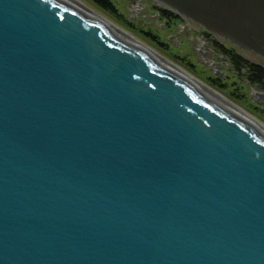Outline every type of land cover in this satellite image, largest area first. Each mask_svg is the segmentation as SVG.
I'll list each match as a JSON object with an SVG mask.
<instances>
[{
    "label": "water",
    "instance_id": "water-1",
    "mask_svg": "<svg viewBox=\"0 0 264 264\" xmlns=\"http://www.w3.org/2000/svg\"><path fill=\"white\" fill-rule=\"evenodd\" d=\"M264 68V0H155ZM0 264H264V132L68 0H0Z\"/></svg>",
    "mask_w": 264,
    "mask_h": 264
},
{
    "label": "rangeland",
    "instance_id": "rangeland-1",
    "mask_svg": "<svg viewBox=\"0 0 264 264\" xmlns=\"http://www.w3.org/2000/svg\"><path fill=\"white\" fill-rule=\"evenodd\" d=\"M83 1L95 7L96 10L102 12L119 26L156 49L166 59L177 63L211 88L215 89L207 83L208 78L221 77L226 84V88L224 92H219L223 95L226 94L225 96L228 99H230L227 96L228 94L235 93L238 98L240 97V100L238 102L230 100L264 122V99L260 96L257 97L254 93L264 92V90L260 88L259 84L247 86L243 83V79L230 77L231 75L227 77L229 73L225 72V68H228L224 58L226 55L222 53L223 47L220 48V45L226 46V44L221 42L214 34L210 33V37H206L205 30L197 24L182 18L180 21L172 19V25L166 27V20L158 17L156 7L168 8L155 0H111L118 15L100 9L90 0ZM186 21L189 22V25ZM128 22L134 23L135 28L129 29ZM145 31H149L151 34H145L146 36H144ZM200 35H203L206 39L205 46H201L199 40H197ZM155 39H159L161 43L155 41ZM206 60L215 63L217 68L210 65Z\"/></svg>",
    "mask_w": 264,
    "mask_h": 264
},
{
    "label": "bare ground",
    "instance_id": "bare-ground-1",
    "mask_svg": "<svg viewBox=\"0 0 264 264\" xmlns=\"http://www.w3.org/2000/svg\"><path fill=\"white\" fill-rule=\"evenodd\" d=\"M68 2L74 6L80 13L87 16L91 20L97 21L99 24L104 26L107 30L111 33L122 36V39L125 43L137 48L143 53H146L159 61L163 66H165L168 70H170L173 74L177 75L178 77L184 79L185 81L193 84L194 86L198 87L199 89L203 90L207 94L211 95L212 97L216 98L217 100L221 101L225 105L236 109L241 115L247 117L251 123H253L260 131L264 132V122L259 120L257 117H254L250 114L247 110H245L242 106L232 102L228 99L225 95L221 92L211 88L206 83L201 81L199 78L195 77L193 74L189 73L187 70L182 68L177 63H174L161 55L156 49L150 47L141 39L136 37L133 33L127 31L123 27L119 26L117 23L112 21L102 12L95 9L88 3L84 2L83 0H68ZM206 62L210 63L209 60ZM217 68L215 63H210ZM256 96H260L264 99V92H254Z\"/></svg>",
    "mask_w": 264,
    "mask_h": 264
},
{
    "label": "trees",
    "instance_id": "trees-1",
    "mask_svg": "<svg viewBox=\"0 0 264 264\" xmlns=\"http://www.w3.org/2000/svg\"><path fill=\"white\" fill-rule=\"evenodd\" d=\"M90 1H92L100 9L108 10L117 14L116 8L111 0H90ZM156 9L160 13V17L167 20L165 23L166 27L172 25L171 23L172 19H174L175 21L182 20L178 14H176L175 12L169 9L163 7H156ZM127 26L129 29L133 28L134 23L128 22ZM204 32L206 37H210L209 32L207 31ZM143 34L144 36H146V35H150L151 33L149 31H145ZM155 41L160 42L159 39H155ZM221 46L224 49L222 50L223 51L222 53L225 54L227 57L228 68L227 69L225 68V72L229 73L227 77L231 75L230 77H235V78L237 77L243 79L244 80L243 83L246 84L247 86L248 85L254 86V84L257 85L259 84L260 88L264 90V68L254 62H251L250 60L245 58L242 54H240L236 50H233L230 46L220 45V48ZM243 69H245V71H243ZM207 83L212 87H214L215 89H217L218 91L224 92L226 88V84L223 82V79L221 77H209ZM230 94H228L227 96L233 101L235 100L238 102L240 100V97L238 98V95H236L235 93H230Z\"/></svg>",
    "mask_w": 264,
    "mask_h": 264
},
{
    "label": "built area",
    "instance_id": "built-area-1",
    "mask_svg": "<svg viewBox=\"0 0 264 264\" xmlns=\"http://www.w3.org/2000/svg\"><path fill=\"white\" fill-rule=\"evenodd\" d=\"M161 7V6H160ZM158 17L159 18H161L160 17V13L158 12ZM183 19V18H182ZM163 20H166V19H164L163 18ZM167 21V20H166ZM186 23H187V25H189V22L188 21H186ZM184 28V27H183ZM197 40H199V42H200V44H201V46H205V44L207 43L206 42V39H205V37L203 36V35H200V37H197ZM225 58V62L227 63V57H224ZM227 66H228V64H227ZM243 71H245V69H243Z\"/></svg>",
    "mask_w": 264,
    "mask_h": 264
}]
</instances>
